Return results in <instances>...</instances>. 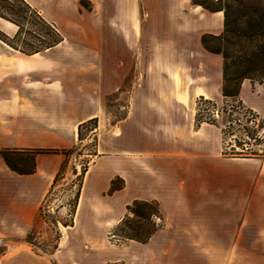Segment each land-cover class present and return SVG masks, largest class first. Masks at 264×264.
<instances>
[{"label":"crops","instance_id":"obj_1","mask_svg":"<svg viewBox=\"0 0 264 264\" xmlns=\"http://www.w3.org/2000/svg\"><path fill=\"white\" fill-rule=\"evenodd\" d=\"M156 10L178 23L184 36L196 32L200 44L189 48L184 59L152 60L150 66L165 68L169 85L174 86L166 92L156 87L157 91H145L137 74L129 79V90H124L132 66L127 62L128 44L121 45L119 99L126 95L129 104L121 107L126 111L114 136L113 130L102 136L107 122L102 119L99 91L109 78H96V66H106L105 58L96 59L100 49L61 42L26 54L0 44V148H69L79 141V125L98 117V154L86 172L73 227L82 202L85 205L87 199L93 201L103 193L125 197L126 207L135 199L157 200L163 226L147 243H140L151 245L155 255H237L247 256L248 264H264V156L226 157L221 137L215 150H208L207 142L197 135L205 127L195 125L196 110L189 108L187 119L177 117L186 112L181 109L186 103L195 105L200 96L223 97V59L201 43L202 33L222 31L223 12L207 11L191 0H157ZM0 26L7 32L16 30L2 17ZM140 64L135 63V68ZM252 89V82L244 80V101ZM257 98L248 99L249 106L264 117V94ZM110 140L119 141V152L108 149ZM62 161L61 154H38L35 171L22 174L0 156V264H51L31 243H9L24 239L33 228ZM22 167L31 168L30 159ZM116 176L125 185L107 195ZM92 205L81 212L85 221L94 216Z\"/></svg>","mask_w":264,"mask_h":264},{"label":"rangeland","instance_id":"obj_2","mask_svg":"<svg viewBox=\"0 0 264 264\" xmlns=\"http://www.w3.org/2000/svg\"><path fill=\"white\" fill-rule=\"evenodd\" d=\"M25 1L57 29L62 36L59 43L88 44L96 46L102 51L96 53V59L99 62L105 58L106 66L101 63L100 67L96 66L95 68L97 81H100V76L109 78L107 85L104 83L100 85L101 90L99 91L103 108L102 119L107 122V128H103L102 136L103 133H110L112 130L113 136L116 133L119 134V121L126 111V108L121 107L125 106L126 102L129 104L126 101V95L121 100L119 99V51L121 45L128 44L127 62L129 66H132L128 70V84L123 86L124 90L126 88L129 90V79L137 74L139 83L141 82L140 85L143 83L141 86L145 91L166 92L170 88L173 89L174 86L169 85V80L166 78L167 74L164 73L165 68L154 69L150 66L152 60H181L186 58V54L190 52L189 48H195L200 44L196 32L193 35L184 36L178 23L165 19L157 12V0H134L133 4H128L127 0ZM65 1L66 3H64ZM191 3L194 4L192 0ZM0 14V17L16 25V30L13 32H7L0 26V36L9 37V41L12 43L9 44L0 38V44L5 43L14 49L16 46L18 48L16 50L25 49L30 52L51 43L56 37V32H52L42 19H39L35 12L30 11L26 4L20 0H0ZM67 33L71 35L67 41H64ZM136 61L141 62V66L137 69L135 68ZM211 73L212 82H214L215 69H212ZM246 83L249 84L248 81ZM252 84V93L249 94L248 91L245 93L246 101L241 98L240 91V98L249 108L251 107L248 99L251 100L253 97L259 101L257 95L264 94V82L260 83L261 86L255 85L257 82H252ZM197 100L198 98L195 105L186 103V107L181 108L186 112L177 117L179 119L189 118L188 109L192 107L197 111ZM212 100L216 102L217 107L214 108L213 112H208L207 117L216 120L222 127H228L229 120L233 118H239L241 122L240 125L238 122L231 124L229 129H232L233 136L230 134L223 135L221 128L217 125L201 123V125L204 124L203 127L205 128L197 135L207 142L208 150H215V142L220 140V137L223 140L222 154L224 149L231 152L229 143L234 142V137H238L244 142L249 141L253 149L264 150V137L260 143H256L247 135L245 130L246 128L251 130L258 128L259 119H255L246 108L238 106L233 99L219 96V98ZM201 107L210 106L203 103ZM196 111H194V115H196ZM94 124L89 123L83 127L82 140L76 143L73 151H68L65 155L61 154L64 170L51 192L48 191L49 193L45 196L33 228L24 239H13L10 241V245H17L21 241H30L34 244V250L39 254L46 255L51 264H248L247 256L155 255L151 245H141L132 240L119 241L117 237L112 235V230L126 212V204L123 201L125 197L123 196L113 198L103 193L94 198L93 201L87 199L85 205L83 201L80 211H78V223L73 227L76 218V214L73 216V209L81 173L85 167H90L95 157L93 154L95 151L98 152L100 136L98 134L95 136L91 131ZM260 134L264 135V129L260 130ZM108 149L112 152H119V141L110 140ZM236 149L239 150L240 148L237 147ZM257 168L256 170H258ZM91 204L94 207V216L92 215L90 221H85L82 215L83 210ZM73 217L74 225L66 226L65 224L72 222Z\"/></svg>","mask_w":264,"mask_h":264},{"label":"trees","instance_id":"obj_3","mask_svg":"<svg viewBox=\"0 0 264 264\" xmlns=\"http://www.w3.org/2000/svg\"><path fill=\"white\" fill-rule=\"evenodd\" d=\"M30 9L35 12L39 19H42L44 24L55 33V39L51 43L46 44L41 48H36L32 51L20 49L24 53L33 54L43 51L47 48L55 46L62 40L61 34L50 23L39 15L25 0H20ZM196 5H201L204 9L215 12L222 11L224 15L223 29L219 34L204 33L201 35V43L205 50L212 54L220 55L223 59L222 64V95L224 98L233 99L238 106L246 108L253 117L260 120L258 128H246L247 135L254 139L256 143H260L264 135L260 134V130L264 129V117L252 108L246 107L240 98L241 86L244 80L249 79L251 82H264V0H192ZM1 15V14H0ZM3 40L12 44L7 36H3ZM15 46V45H13ZM16 49H18L15 46ZM205 103L210 107L202 108ZM217 104L212 99H206L200 96L197 100V111L195 115V125L199 126L206 122L217 125L221 128L223 135L230 134L233 136L231 127L232 123L238 124L241 122L239 118L230 119L228 127L220 126L216 120L207 117L208 112H213ZM233 116V115H232ZM97 117H93L82 122L78 128L79 141L82 140V129L89 123H95L92 130L94 135H97L98 128ZM240 125V124H239ZM234 142H230L231 152L223 150V155L226 157H263L264 150L253 149L249 141H241L238 137H234ZM248 143V145H245ZM76 144L69 148H0V156L6 161L8 166L22 174L32 173L35 171V157L38 154H62L74 150ZM225 147V146H224ZM240 149L237 150L236 148ZM98 152L95 151L94 156ZM31 161V168L22 167L27 160ZM63 162L56 173L53 183L49 189L51 192L53 186L62 174ZM89 166L85 167L81 173L79 189L76 195V200L73 209V216L79 204L80 195L82 192L84 178ZM125 185L124 179L116 176L111 181V186L107 191V195H113L116 191L121 190ZM48 192V193H49ZM126 212L118 224L112 230V235L117 237L119 241L132 240L139 243H147L149 239L163 226V214L157 200H142L135 199L126 207ZM74 225V217L70 224ZM29 234V233H28ZM33 246L34 244L30 241Z\"/></svg>","mask_w":264,"mask_h":264}]
</instances>
